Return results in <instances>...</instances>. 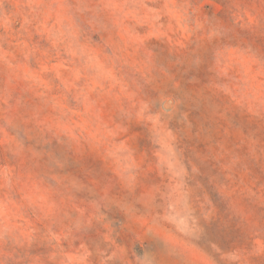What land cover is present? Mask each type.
<instances>
[{"label":"rangeland","instance_id":"374dc122","mask_svg":"<svg viewBox=\"0 0 264 264\" xmlns=\"http://www.w3.org/2000/svg\"><path fill=\"white\" fill-rule=\"evenodd\" d=\"M0 264H264V0H0Z\"/></svg>","mask_w":264,"mask_h":264}]
</instances>
